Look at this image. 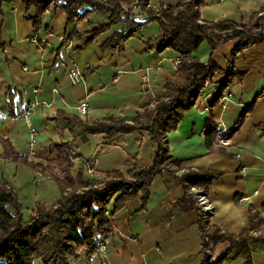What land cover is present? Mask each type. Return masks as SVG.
I'll list each match as a JSON object with an SVG mask.
<instances>
[{"label":"crops","instance_id":"1","mask_svg":"<svg viewBox=\"0 0 264 264\" xmlns=\"http://www.w3.org/2000/svg\"><path fill=\"white\" fill-rule=\"evenodd\" d=\"M124 1L138 10L137 0ZM179 1L149 0V5L174 6ZM63 2L56 0L42 14L38 31L26 18L27 9L21 1L2 4L0 140H7L16 154L27 158L29 129L19 115L35 102L28 111L36 129V157L30 160L45 163L56 157L55 144L66 143L76 156L89 161L93 177L112 170L150 166L157 146L146 131L84 135L81 125L70 127L66 119L55 116L64 113L93 122L112 115L131 122L136 115L152 109L165 85L185 84L186 80L175 74L172 59L177 53L169 48L159 50L162 32L156 22L130 35L125 23L108 25L109 16L97 10L84 20L68 22ZM85 8L88 6H82ZM263 8L264 0H203L199 14L202 21L228 19L246 23L252 13ZM33 11L29 9L27 14ZM138 16L142 17L140 13ZM106 25L107 29L94 34ZM120 32L126 33L120 46L105 45L108 38ZM203 43L192 55L202 62L211 58L219 71L205 82L176 129L166 134L165 145L171 160L178 163L176 170L214 173L205 190L211 214L204 220L190 190L194 185L188 186L191 197L185 198L180 183L168 171H162L152 180L145 208L141 209L138 197L117 210L113 201L109 204L114 231L105 242L104 254L81 250L77 264H200L199 213L203 226L230 235L247 227L250 209L257 211L264 222V36L236 55L232 54L236 41L213 52ZM72 67L82 75L80 84H73L67 75ZM230 68L241 75L223 89L230 100L222 109L220 102L213 100ZM82 101L87 105L85 113L74 109ZM210 114L216 124L222 123L218 126L222 133L243 115L231 136L223 138L225 144L208 146L204 128ZM139 122L145 124L148 119L141 117ZM2 154L0 141V179L16 195L27 196L33 205H50L56 200L59 191L53 180L2 158ZM72 162L77 166L76 161ZM226 247L225 243L211 244V258L221 256ZM252 247V264H264V243L256 242ZM242 263L239 257L217 264Z\"/></svg>","mask_w":264,"mask_h":264},{"label":"trees","instance_id":"2","mask_svg":"<svg viewBox=\"0 0 264 264\" xmlns=\"http://www.w3.org/2000/svg\"><path fill=\"white\" fill-rule=\"evenodd\" d=\"M14 0H0L2 4ZM27 12L33 9L32 15L26 18L32 23L33 30L41 26L42 14L56 0H19ZM203 0H180L174 6L149 5V0H137L135 7L124 0H64L62 8L68 22L81 21L93 10L106 13L110 22H123L129 35L156 22L162 32L159 50L171 49L180 57L175 74L183 77L184 85L167 84L155 97L151 111L136 115L131 122L116 116H108L100 121L87 122L74 116L57 113L72 124L82 127V134L105 133L113 136L118 133H129L144 130L156 143L157 149L148 167H133L126 171L112 170L102 177L86 178L81 167H75L72 158L76 156L66 143L55 144L57 155L45 163L35 162L14 152L7 140H0L3 147L2 158L23 165L42 177L53 180L59 191L56 200L47 205L35 202L27 218L17 195L12 187L0 179V264H77L81 250L88 254L97 252L99 243H104L113 235L108 206L113 201L114 210L126 205L138 197L141 209L146 207L150 187L155 175L168 171L181 185L184 197L188 186L194 185L207 190L214 173L187 169L181 175L176 174L178 163L171 160L164 143L166 134L175 130L184 112L191 108L207 80L219 71L215 62L209 58L200 61L192 54L206 42L211 52L230 41H236L232 54L260 42L264 36V8L252 13L246 23H236L224 19L219 21H202L199 7ZM87 5L88 8L82 9ZM139 13L142 15L140 18ZM100 27L96 32L107 29ZM126 32V31H125ZM125 32L114 33L105 45L111 48L120 46L126 37ZM241 73L230 68L228 75L221 82L213 103L220 101L223 89L231 85ZM242 116L235 125L225 132H220L213 116L206 119L204 135L209 147L216 143V138L228 139L242 121ZM141 117L148 119L143 124ZM176 166L175 169H172ZM199 224L202 234V260L200 264H217L232 261L241 257L242 264H252V246L256 242L264 243V222L257 211L249 210L248 225L237 235L221 232L217 228L203 226L201 213ZM227 245L221 256L212 259L209 253L211 244ZM106 245V244H105ZM98 253V252H97Z\"/></svg>","mask_w":264,"mask_h":264},{"label":"built area","instance_id":"3","mask_svg":"<svg viewBox=\"0 0 264 264\" xmlns=\"http://www.w3.org/2000/svg\"><path fill=\"white\" fill-rule=\"evenodd\" d=\"M217 2H222L224 0H216ZM34 41H36L35 38H33ZM174 64H178L180 62V57H174L173 59ZM67 75L70 79V81L73 84H80L82 82V75L80 73V71L76 68H69L67 70ZM55 91V90H54ZM230 100V95H224L221 97L220 99V106L222 109H225L227 106V103ZM36 103H31V106L29 108H27L26 110L22 111L19 115L20 118L23 119V121L25 122L26 126L28 127L29 131H28V141H27V152H26V156L28 159H34L36 157V152H35V141H34V137L36 135V129L33 127V121L28 113V111L30 110L31 107H33ZM74 109H76L79 113H85L86 109H87V105L84 101H82L80 104H78L77 106L74 107ZM222 123H220L221 125ZM223 131V129H221ZM216 143L217 144H225L226 140H224L223 138H217L216 139ZM165 146V144H164ZM72 161H76L79 162V167H81V169L86 172L89 176H92L93 174V170L90 166V163L88 160L79 158L78 156H75L72 158ZM183 172V170H176V174L179 176L181 175ZM190 190L193 192V196L194 199L198 205V207L201 209L202 211V215L204 220H207L208 216L211 214L212 212V206L209 203L208 199L206 198L205 195V190L201 189V188H196L194 186H192L190 188ZM246 198H241L240 200H245ZM106 250V245L104 243H99L96 251L99 254H104Z\"/></svg>","mask_w":264,"mask_h":264},{"label":"rangeland","instance_id":"4","mask_svg":"<svg viewBox=\"0 0 264 264\" xmlns=\"http://www.w3.org/2000/svg\"><path fill=\"white\" fill-rule=\"evenodd\" d=\"M203 46H207V43L206 42H204L203 43ZM224 95H227V94H223L222 96H224ZM221 96V97H222ZM221 99V98H220ZM220 102V101H219ZM155 104H153V106H154ZM149 111H151V110H147V112H149ZM220 125V122L219 123H217L216 124V126H217V128H218V126ZM220 130V129H219ZM217 139V138H216ZM34 141H36V135H35V137H34ZM165 144V143H164ZM27 147V146H26ZM164 147H166V145L164 146ZM144 151H145V148H144ZM84 159V158H83ZM86 159V158H85ZM77 163V166L76 167H79V162H76ZM84 174H85V176L86 175H88L86 172H84ZM89 176V175H88ZM86 176V178H91L92 176ZM99 177H102L103 175L101 174V175H98ZM93 178V177H92ZM58 188V187H57ZM16 193V192H15ZM17 198H18V201L20 202V204H21V207H22V211H23V217L24 218H27L28 216H29V214H30V208L32 207V206H34L33 204H30V199L27 197V196H25V195H20L19 194V196L17 195ZM36 264H39L38 262H35Z\"/></svg>","mask_w":264,"mask_h":264}]
</instances>
